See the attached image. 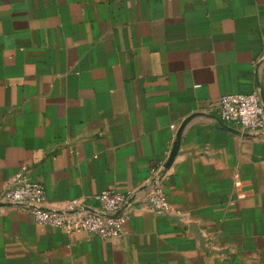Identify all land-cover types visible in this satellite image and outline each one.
<instances>
[{
	"label": "crops",
	"instance_id": "0c3cea01",
	"mask_svg": "<svg viewBox=\"0 0 264 264\" xmlns=\"http://www.w3.org/2000/svg\"><path fill=\"white\" fill-rule=\"evenodd\" d=\"M253 91L264 0H0V191L90 207L160 163L169 202L104 239L0 205V264H264V130L217 114Z\"/></svg>",
	"mask_w": 264,
	"mask_h": 264
},
{
	"label": "built area",
	"instance_id": "2783aa9c",
	"mask_svg": "<svg viewBox=\"0 0 264 264\" xmlns=\"http://www.w3.org/2000/svg\"><path fill=\"white\" fill-rule=\"evenodd\" d=\"M217 114L221 122L237 123L253 132L264 130V102L257 91L223 94L219 98ZM162 170L160 163L152 166L149 178L137 188L125 192L100 191L95 195L97 205L86 207L77 200H70L57 208L45 206V191L39 182L18 172L13 176L12 184L0 191V205L21 208L29 212L36 223L69 234L85 232L103 239L118 237L124 233L125 224L137 203L161 213L169 210Z\"/></svg>",
	"mask_w": 264,
	"mask_h": 264
}]
</instances>
